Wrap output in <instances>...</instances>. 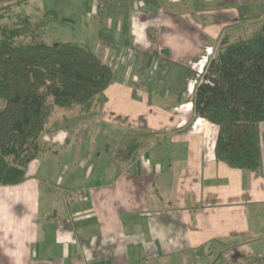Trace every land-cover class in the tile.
<instances>
[{"label":"crops","instance_id":"1","mask_svg":"<svg viewBox=\"0 0 264 264\" xmlns=\"http://www.w3.org/2000/svg\"><path fill=\"white\" fill-rule=\"evenodd\" d=\"M88 3L81 18L103 30L88 46L114 79L98 110L56 107L25 177L0 184V264H259L264 121L261 166L231 167L216 158L217 127L194 116L195 85L185 83L197 80L190 63L207 36L264 21V0ZM106 119L145 136L126 162L116 158L124 128H100Z\"/></svg>","mask_w":264,"mask_h":264},{"label":"trees","instance_id":"2","mask_svg":"<svg viewBox=\"0 0 264 264\" xmlns=\"http://www.w3.org/2000/svg\"><path fill=\"white\" fill-rule=\"evenodd\" d=\"M27 2L0 4V184H14L25 177L56 107L79 106L81 112H88L93 105L101 106L103 92L115 75L113 67L86 44L43 40L46 25L63 22L61 10L44 6L40 21L21 13L20 24L8 27L1 22L4 11ZM191 102L195 117L217 127L214 152L218 160L248 170L261 166L264 21L246 37L222 40L205 64ZM133 139L118 149L121 159H128L139 146ZM259 264H264V255Z\"/></svg>","mask_w":264,"mask_h":264},{"label":"rangeland","instance_id":"3","mask_svg":"<svg viewBox=\"0 0 264 264\" xmlns=\"http://www.w3.org/2000/svg\"><path fill=\"white\" fill-rule=\"evenodd\" d=\"M9 1L11 0H0V4L6 3ZM82 1L83 0H28V2L25 5L19 8L17 7V8H14L13 10H11L10 8L4 11V16L1 19V22L4 25H7L8 27H13L17 23L20 24L19 17L17 16L21 13L31 14L34 20L40 21L42 8L44 6L48 8L61 10L64 16L62 19L63 22L62 23H49L48 25H46L45 28L43 29V34H42L43 40H45L48 43L78 42V43H82L86 45H92V44H95L96 42H99V36L100 34H103V30L99 27L101 23L99 24L97 21L94 22L92 20H87V22L85 23L84 20L81 18L82 17V6L80 7V2ZM85 1H87V3L89 2V0H85ZM87 5L90 6L89 3ZM72 9H74L73 10L74 13L70 15L69 17L68 12ZM9 10L11 11L9 12ZM101 13L102 12H100L99 14ZM69 18L73 20L74 22L70 24V22L68 21ZM259 23L260 21L253 22V23L247 24L246 26L242 28H238L237 30H233V31L228 30L226 32H221L220 34H218L219 38L217 37L218 38L217 40L216 38L207 36L204 43H207L208 45H210L211 53L207 55L205 64L210 58L214 57V55L216 54V51L221 46L222 40H225V37H226L225 41H233L237 38L246 37L250 35L257 28V25ZM32 33H34V31ZM206 48L202 52L203 54H201V56L197 57L195 61H192L193 63L199 59H202V56L207 54ZM151 64H155L154 65L155 67H158L156 66L157 64H160V65L162 64V67L173 65L172 63L168 62V60L162 62L158 59H153V58H151ZM205 64L200 73H198L197 69H194L191 67L196 73L197 80L193 79L192 81L189 79L185 83L188 89L190 87L189 84L196 85L197 83L201 81V76L205 70ZM190 66H191V63H190ZM158 79H159V73H154L152 80L157 81ZM193 87H192V90H193ZM98 109H99L98 105H93L90 110H98ZM62 110H66L70 112H77L78 106L76 107L73 106L72 108H68V109L63 108ZM114 123L119 124L121 129L124 128V131L122 129V132L119 134L120 137H123L120 147H123L125 141L132 137L135 138L133 140L137 142V144H140L141 140L145 139V136L138 134L140 130L138 126H137L138 130H137L136 128L129 125L126 121L122 119H120L119 121L116 119L113 121L112 119L111 120L106 119V120L101 121L99 126L100 128L107 127V126L110 127ZM116 131H119V129H117ZM93 136H94L93 138H95L96 143L102 144V141H104V138H102L103 134H101V131L99 133H95ZM86 138L88 139L92 137L90 135L89 137H86ZM86 138L84 139L86 140ZM108 150H109L108 148L107 149L101 148V151L104 152L103 156L109 155ZM130 157L128 159H123V158L121 159L118 153L116 154V158L122 162L128 161Z\"/></svg>","mask_w":264,"mask_h":264},{"label":"built area","instance_id":"4","mask_svg":"<svg viewBox=\"0 0 264 264\" xmlns=\"http://www.w3.org/2000/svg\"><path fill=\"white\" fill-rule=\"evenodd\" d=\"M206 52H207V54L203 55L202 59H199L194 63L191 62V67L194 69H197L198 73H200L202 71V68H203V66L206 62V59H207V55L211 53L210 47L206 48ZM189 85H190L189 90L192 91L193 85L192 84H189Z\"/></svg>","mask_w":264,"mask_h":264}]
</instances>
